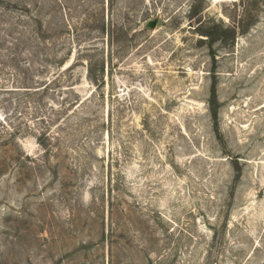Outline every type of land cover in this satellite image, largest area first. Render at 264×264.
<instances>
[{
	"label": "rangeland",
	"instance_id": "rangeland-1",
	"mask_svg": "<svg viewBox=\"0 0 264 264\" xmlns=\"http://www.w3.org/2000/svg\"><path fill=\"white\" fill-rule=\"evenodd\" d=\"M0 264H264V0H0Z\"/></svg>",
	"mask_w": 264,
	"mask_h": 264
},
{
	"label": "trees",
	"instance_id": "trees-1",
	"mask_svg": "<svg viewBox=\"0 0 264 264\" xmlns=\"http://www.w3.org/2000/svg\"><path fill=\"white\" fill-rule=\"evenodd\" d=\"M218 29L223 30L222 27H218ZM203 36L207 37L213 44L214 42L218 41L221 39L220 36H218L217 33H213L212 31H204L202 32ZM212 48V47H211ZM212 55L215 57L214 52H212ZM210 111H211V117L212 120L214 121V129L215 132L218 134L219 133V112H218V107H217V91L215 86H213L212 89V99L210 100Z\"/></svg>",
	"mask_w": 264,
	"mask_h": 264
},
{
	"label": "water",
	"instance_id": "water-1",
	"mask_svg": "<svg viewBox=\"0 0 264 264\" xmlns=\"http://www.w3.org/2000/svg\"><path fill=\"white\" fill-rule=\"evenodd\" d=\"M157 25V21H153L150 23L149 28L154 29Z\"/></svg>",
	"mask_w": 264,
	"mask_h": 264
}]
</instances>
